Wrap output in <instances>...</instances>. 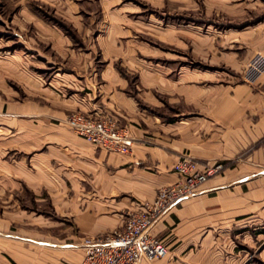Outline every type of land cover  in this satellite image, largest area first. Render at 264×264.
I'll use <instances>...</instances> for the list:
<instances>
[{"label": "crops", "instance_id": "1", "mask_svg": "<svg viewBox=\"0 0 264 264\" xmlns=\"http://www.w3.org/2000/svg\"><path fill=\"white\" fill-rule=\"evenodd\" d=\"M45 1L52 12L24 7L38 34L23 40L45 82L0 99V264H77L78 240L119 228L175 179L181 153L221 165L153 222L167 251L139 264H264L239 260L264 240V18L222 25L187 0L140 16L127 0ZM72 109L114 116L129 150L74 132Z\"/></svg>", "mask_w": 264, "mask_h": 264}, {"label": "built area", "instance_id": "2", "mask_svg": "<svg viewBox=\"0 0 264 264\" xmlns=\"http://www.w3.org/2000/svg\"><path fill=\"white\" fill-rule=\"evenodd\" d=\"M65 120L72 130L97 146L125 152L132 136L127 126L110 114L92 115L73 109ZM220 162L197 168L189 153L179 154L172 162L175 179L156 187L153 196L140 207L126 213L119 228L100 234H84L79 239L81 256L77 264H139L141 257L152 258L167 251V246L153 236V222L182 198L193 194L197 185L220 167Z\"/></svg>", "mask_w": 264, "mask_h": 264}, {"label": "rangeland", "instance_id": "3", "mask_svg": "<svg viewBox=\"0 0 264 264\" xmlns=\"http://www.w3.org/2000/svg\"><path fill=\"white\" fill-rule=\"evenodd\" d=\"M51 3L57 6L58 9L64 8L67 5L70 6L72 1L77 0H50ZM116 0H112V3ZM153 0H127L126 6L133 11L132 15L140 16L145 15L150 12ZM183 0H174L177 6H182ZM188 6L194 9L193 13H200L206 11L211 13L213 17L222 21V25H238L245 22H252L254 20L264 18V0H227L232 3L237 2V11L233 14H228L222 7L221 11L218 8L211 9L212 7L208 5L207 2L215 3V0H187ZM66 2V3H65ZM167 2L166 0H158V5ZM43 0H0V99L5 98L7 94L14 95V97H21L22 90L25 87L28 79L30 77H36V82H38L37 75L42 73L45 68V63L38 60V55L32 49L30 52L27 48L23 47V40L25 39V34L32 30L37 36L38 32L34 30V27L29 26L30 22H26L24 18L29 17L28 14L24 12V7L26 6L32 8H42L44 11L52 12L50 5ZM66 4V5H65ZM190 4V5H189ZM163 8V6H162ZM227 9V8H226ZM159 14H163L161 7L158 9ZM230 10V9H228ZM214 11H217L216 14ZM221 12V13H220ZM165 16V15H164ZM13 18V21L10 18ZM31 19L35 16L31 13ZM25 27V29H24ZM31 27V28H30ZM37 44H38V40ZM34 51V52H33ZM13 60V63L11 61ZM42 73L41 82H45L44 74ZM73 110V109H72ZM195 160V159H194ZM262 238V237H261ZM264 238V237H263ZM261 239L251 242L249 248L246 245H238L239 249V260H257L259 257H264V240L260 243ZM249 242V241H248ZM79 243V240H78ZM245 244V243H244ZM80 248L79 244L75 245ZM247 248V249H246ZM81 250V248H80ZM247 250V251H246ZM259 255V256H258Z\"/></svg>", "mask_w": 264, "mask_h": 264}]
</instances>
